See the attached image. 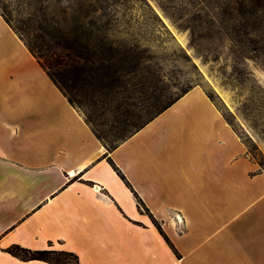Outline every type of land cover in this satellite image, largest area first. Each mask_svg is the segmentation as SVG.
Masks as SVG:
<instances>
[{
	"label": "crops",
	"instance_id": "crops-1",
	"mask_svg": "<svg viewBox=\"0 0 264 264\" xmlns=\"http://www.w3.org/2000/svg\"><path fill=\"white\" fill-rule=\"evenodd\" d=\"M14 244L81 264H264V171L199 85L108 149L0 11V264H52Z\"/></svg>",
	"mask_w": 264,
	"mask_h": 264
},
{
	"label": "rangeland",
	"instance_id": "rangeland-1",
	"mask_svg": "<svg viewBox=\"0 0 264 264\" xmlns=\"http://www.w3.org/2000/svg\"><path fill=\"white\" fill-rule=\"evenodd\" d=\"M48 2V9H39L32 0H0V11L46 64L47 44L40 35L55 33L56 25L63 38L89 43L100 67L80 73L74 84L68 74L61 86L107 148L163 100L199 85L264 171V58L241 41L245 21L248 37L256 36L249 0L244 9L241 0Z\"/></svg>",
	"mask_w": 264,
	"mask_h": 264
},
{
	"label": "trees",
	"instance_id": "trees-1",
	"mask_svg": "<svg viewBox=\"0 0 264 264\" xmlns=\"http://www.w3.org/2000/svg\"><path fill=\"white\" fill-rule=\"evenodd\" d=\"M32 1L35 5H38L37 7L39 9H48L50 7V3L48 2V0H32ZM249 2L253 4V9L251 12L255 15L253 29L256 32V36L255 38L248 37V31H247L248 23L245 21L242 25L243 31L241 30L242 31L241 41L243 42L245 49L252 51L254 56H256L257 58H264V0H249ZM247 3H248L247 0H241L240 2L241 9H244ZM6 20L9 22L8 19ZM46 20L49 22L48 17H46ZM52 20L54 21L53 24H59L58 20H55L54 18ZM54 29H55V33L48 32L43 35H40L41 38L43 37L44 42L47 44L46 45L47 46V53H46L47 64L44 63L43 56L36 54L33 51V49L22 38L19 31L17 29L15 30L20 35V37L24 40L25 44L32 51V53L37 57L42 67L48 72V74L53 79V81L58 85V87L68 97L67 93L64 91L63 87L61 86L63 80L65 79L67 80L68 74L70 78L69 82H72V84H74V82L77 79L76 77L77 75H79L80 73H89V72L95 71L96 69L100 67V64L98 63L97 59L94 57L96 52L91 50L92 47L89 45V43L75 42L74 40H68L67 38H63L64 33L61 30L59 25H56ZM48 68L54 69L59 74H56V75L51 74L48 71ZM189 89L182 90L176 96L169 97L166 100H163L158 110L150 114L149 118H146L144 122L136 126L133 131L129 132L126 136L122 137L121 140H123L128 135L132 134L135 130H138L139 128H141L145 123H147L152 118H154L156 115L164 111L166 108L172 105L177 99H179L182 95H184L187 91H189ZM165 93H166V89H164L163 93L162 91L160 92V97L162 94L164 95ZM68 99L70 100L72 104H74L73 100L70 97H68ZM93 130L96 133V135L100 138V140H102L101 135H99L95 131V129ZM120 142L110 145L108 149H112L116 147ZM116 169L121 174V176L125 179L124 175L120 172V170L117 167ZM138 200L140 203L141 200L139 197H138ZM154 221L156 225L158 226V228L160 229V231L165 235L158 221L155 219ZM166 238L168 239L167 236ZM168 242L170 243L169 239H168ZM6 250L10 252L12 255L18 258L24 259V260L40 259V260L50 262L52 264H81L79 261V257L76 253L72 251L64 250V249L49 248V249H42V250H32V249L25 248L21 245L14 244L8 247Z\"/></svg>",
	"mask_w": 264,
	"mask_h": 264
},
{
	"label": "built area",
	"instance_id": "built-area-1",
	"mask_svg": "<svg viewBox=\"0 0 264 264\" xmlns=\"http://www.w3.org/2000/svg\"><path fill=\"white\" fill-rule=\"evenodd\" d=\"M179 219V218H178ZM179 221H180V219H179Z\"/></svg>",
	"mask_w": 264,
	"mask_h": 264
}]
</instances>
